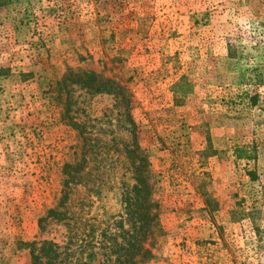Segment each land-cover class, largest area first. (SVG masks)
Listing matches in <instances>:
<instances>
[{
    "label": "rangeland",
    "instance_id": "374dc122",
    "mask_svg": "<svg viewBox=\"0 0 264 264\" xmlns=\"http://www.w3.org/2000/svg\"><path fill=\"white\" fill-rule=\"evenodd\" d=\"M44 241L264 264V0H0V264Z\"/></svg>",
    "mask_w": 264,
    "mask_h": 264
},
{
    "label": "trees",
    "instance_id": "16d2710c",
    "mask_svg": "<svg viewBox=\"0 0 264 264\" xmlns=\"http://www.w3.org/2000/svg\"><path fill=\"white\" fill-rule=\"evenodd\" d=\"M66 77L63 79L62 82L57 84V86L62 87L65 84ZM106 84V83H105ZM58 97H60V91H58ZM236 157L238 159H245V155L242 149L236 150ZM77 176H71L67 175L64 176L63 178V186L69 187V185L76 184L78 183L76 178ZM65 193V192H63ZM67 199V194L63 195V197L58 201L56 209L50 210L47 213V216L39 219V228H42V224L46 222V220L51 219V220H60L62 216V212H60V209L63 208L64 206V201ZM36 243L29 244V247L31 246L34 247ZM40 246L35 252L34 250L31 251V257H32V263L31 264H55L57 258L59 257L56 249L58 248L55 244L49 242V241H44V242H39Z\"/></svg>",
    "mask_w": 264,
    "mask_h": 264
}]
</instances>
